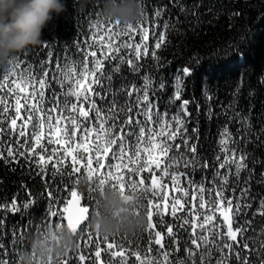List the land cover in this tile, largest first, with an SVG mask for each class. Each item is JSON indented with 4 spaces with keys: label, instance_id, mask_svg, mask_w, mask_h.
<instances>
[{
    "label": "trees",
    "instance_id": "1",
    "mask_svg": "<svg viewBox=\"0 0 264 264\" xmlns=\"http://www.w3.org/2000/svg\"><path fill=\"white\" fill-rule=\"evenodd\" d=\"M66 9L64 13L59 16L54 14L53 20L43 30L42 40L48 42L51 46V51L43 47V43L35 48H29L16 57H21L25 62H33L35 66L46 54L52 56L53 64L57 57H62L65 53L68 54L67 62L64 63L62 75L65 84H71L72 88L86 92L89 87L95 88L96 85H90L93 77L90 72L94 69L93 61L100 59L102 56L101 45L104 50L109 46L107 44V33H105V40H100L99 35L101 30L92 26L95 19H97V11L102 9V0H64ZM180 3L185 5L189 10L192 5L199 4L196 9L197 15L202 23L192 26L190 22L194 20L191 15L185 16L180 13L179 6L173 3V0H143V9L140 7L141 18L142 15L147 17L148 35L149 39L144 42L147 44V56L144 55V49L141 48V56L137 60L134 56L133 49H122L117 55H124L125 61L132 58L133 62L142 65L138 73L133 74L130 71V66L126 63L120 65V74L113 73L112 88L118 89L122 83H129L143 87L148 85L150 100L154 103L153 118L156 119V113L167 114L171 117L173 114L179 112L183 100H188L187 111L190 116L186 118L187 134L193 137V142L197 145V154L201 158V162H207V167L198 168L194 173L191 169H184L174 166L169 170L170 174L173 171L185 172V176L180 177V186L189 191L190 199L193 190L188 187L187 181L194 179L197 183H203L205 188L216 187L212 183L214 173L218 168L219 162L215 159L217 155L223 159L228 155L223 149L236 148L237 154L241 149L248 153L249 168L255 167V177L251 181V192L248 197L252 207L247 210L246 216L244 212L241 215H235V208H233V219L235 221H243L245 218L252 222L246 236L252 235L251 228H259L264 225V217L259 214L253 216V212L257 210V202L264 197V185L256 183L259 178V173L264 170V163L253 165V160L257 159L264 162V134L260 135V140L255 136L251 137L250 143H245L243 137V129L239 120L235 117V113H240L241 117L249 116L251 118L252 131L258 130L264 126V0H180ZM166 6V7H165ZM160 8H164L161 17H154V12ZM211 9V11H209ZM239 13V15H233ZM176 17H179L180 24L178 25L180 31H174L171 27L164 29L163 25L166 21L175 22ZM153 23L156 25L155 36L152 34ZM163 32L165 36V43L160 49H156V55L160 57L159 62L152 57L153 45L156 37ZM120 39L127 40V37H120ZM85 42L91 43L92 48L88 49L89 55L85 60L83 55ZM140 42L139 31L135 34L133 45ZM119 44V40H116ZM96 50V57L91 56V51ZM127 53V55H125ZM13 64L19 63L18 60L12 59ZM63 62V61H62ZM116 61L111 60V54L104 57V72H108ZM7 63L0 64V71H3ZM86 64L89 72L82 71V65ZM21 69L24 64L20 65ZM188 67L191 69V75L184 76L181 82L182 95L179 100L173 99L174 95V81L178 74H183V69ZM81 69L77 73H73L72 69ZM42 71V69H36ZM149 79H144L145 77ZM76 79L82 80L83 87L76 89L74 81ZM15 80V83H13ZM5 83V87L0 88V108L7 106L9 112L7 115L11 117L14 109L18 106L20 108V115L16 117L17 126L19 127L24 119L25 112V96L31 95L32 84L27 77L21 79L20 71L17 70L16 77H10ZM163 83V87L160 85ZM20 84V88L9 92L8 85L15 89V85ZM38 87V85H37ZM52 89L57 93L63 91L56 84H52ZM99 90V89H98ZM47 97L51 95V89H45ZM92 95L91 92L87 93ZM19 96L20 104L16 105L14 97ZM135 96V92L133 93ZM211 95V99H206V96ZM39 98V97H37ZM75 99V98H73ZM97 99V103L106 104L107 101ZM111 99V96H109ZM29 103L35 105L36 101L31 100ZM83 106L85 110L89 105L84 103L80 105L77 102V107ZM43 107L48 109L50 104L45 102ZM45 113H36L37 117L44 116ZM53 116L61 117V122L57 131H54L51 137L48 135L47 122L45 123V135L41 138L43 144L48 152H43L40 145L35 146L37 153L44 156V161H39L35 154H28V146L34 144V140L30 135L19 138L17 143L15 135L4 133L0 136L2 147L0 151L5 153V158L0 159V219L3 220V225L0 227V245L4 253L6 261L11 257L13 252L18 248L27 246V249L21 251L19 254V261L26 258L28 253H31L32 264H52V257L45 258L43 248L49 243L50 239L55 238L54 230H62L64 228H55L53 225H42L40 221L50 214L51 211L56 210L59 214L62 208L71 198V190L73 189L75 177H81L82 173L87 167L93 170L97 169V159L104 164V168H100L99 173L108 170L109 163H119L121 165L119 173L124 175L127 179L132 176L134 180H143L145 187H152L153 192L156 193L153 198V205L157 202L165 209L162 216L157 218L155 209L153 208V221L156 224L155 229H150L148 226L135 236H115L108 238L107 241L103 237L95 234L92 230V241L86 248L84 241H81V246L75 252L71 253L78 255L81 252H90L92 246L99 242L101 247V258L98 264H103L106 253L103 249L107 243L116 242V247L109 249V253L113 251H120V241L127 240L133 242L141 233L146 237L149 232L162 231L164 235V243L166 245L171 243V239L167 236L166 228L173 227V233L179 237L177 245L178 251L174 252L170 259L175 257H183L185 255L183 241L188 239L189 233L186 229L187 225L181 227L180 221L170 214L171 201L175 196L182 195L177 191L171 183L168 176H162V168L164 164L162 161L164 157L154 161H161L160 168H157L156 163H152L150 167L145 168L137 175L134 171L139 168L147 159L148 153L143 149L145 144L139 145L140 158L137 160L132 156V152L126 151L124 158L118 161H112V153L107 152L106 156H96V145L103 143L101 139H96L97 131L94 115L90 114L89 119L93 120L90 126L93 131L90 135L84 137L81 141V131L72 134L71 120L69 116L76 115L70 109L65 111L57 110L52 113ZM167 117L162 116V120L167 123ZM81 122V127L87 121L83 117L78 118ZM140 119H143L141 117ZM35 122V121H34ZM10 127V124H7ZM132 127H135L133 125ZM149 127L158 129L159 125L149 124ZM173 127L175 125L173 124ZM227 127L231 134V140L228 145L222 146L218 143L222 136L224 128ZM193 129H198V141L193 133ZM238 129H241L238 131ZM32 125L29 124L26 132H32ZM64 130H67L69 135H72L71 140L64 137ZM103 137V133H100ZM164 136L155 138L156 142L165 139ZM55 141L53 144H48V139ZM147 138V133H146ZM232 141H235L233 143ZM176 143H179V137ZM8 145H12L13 151H24L26 154L22 157H17V161L13 162L12 157L6 156ZM116 146H113L115 150ZM55 149V152H52ZM87 149V151H85ZM159 149L153 151L152 154L159 155ZM183 152V146L178 150ZM73 156L77 159L74 161ZM51 157V158H49ZM84 157V159H81ZM131 158V159H130ZM91 160L89 166L87 161ZM80 168L81 172L73 173L71 176L61 177L59 173L68 172L70 168ZM228 167L219 169L221 174L228 171ZM44 168L46 172L42 171ZM56 169V173H53ZM115 173V169H112ZM247 176V171H243L240 175L239 185L234 183V178L229 176V183L224 192L225 197L232 198L233 205L236 203V196L239 195L241 187L244 186V181ZM156 183L153 185L152 182ZM218 183V182H217ZM235 189V192H233ZM76 190L82 193L87 192V184L81 178ZM51 192L50 197L48 193ZM205 207L203 209L198 207L199 194L197 199L190 201V204H185L183 209H179L176 213L177 217L185 216L188 213V218L191 226L194 227L193 235L201 231V220L204 214H212L213 219L207 224L203 225V229L207 230L213 228L214 231L223 233L226 225L222 218V211L227 209L226 204L217 203L213 208L210 206V201L219 200L214 193L209 194L208 191L204 193ZM15 201L18 211L10 210L11 204ZM83 203V201H82ZM25 204L28 206L25 207ZM194 213H199L195 215ZM158 219H162L163 223H158ZM214 225H219L214 228ZM235 227V223H234ZM36 233V234H35ZM211 234L209 239L211 240ZM153 251L145 253L143 248L140 249V259H136L133 248L125 247L124 255L113 256L112 260L118 264L119 261L124 260L126 264H156L157 255L153 245ZM194 247V246H193ZM41 251H37V249ZM199 251V249L197 250ZM243 255V252L241 253ZM70 264H74L73 257L68 255ZM163 260V257H159ZM18 261V264H19ZM61 261V260H60ZM58 261V264H60ZM82 264H90V261L82 262ZM231 264H236L235 258H232Z\"/></svg>",
    "mask_w": 264,
    "mask_h": 264
},
{
    "label": "snow or ice",
    "instance_id": "2",
    "mask_svg": "<svg viewBox=\"0 0 264 264\" xmlns=\"http://www.w3.org/2000/svg\"><path fill=\"white\" fill-rule=\"evenodd\" d=\"M139 7L143 9V0H137ZM174 6L178 5L181 14L185 16L191 15L194 20L190 22L193 27L202 23L199 16L197 15L196 9L199 8V4L192 5L189 10L185 5L180 3V0H173ZM166 7V6H165ZM164 8H160L154 12V17H161ZM211 11V9H209ZM233 15H239V13H233ZM97 19L94 20V27L101 30L99 35L100 40H105V33H107V44L109 45L106 50L104 46L101 45L102 56L100 59L93 61L94 69L90 72L93 79L90 81V85H96L95 88L89 87L86 92H80L72 88L71 84H65L64 77L62 75L64 63L67 62L68 54L65 53L62 57H57L55 63L53 64L52 56L47 55L42 58L35 66L33 62H25L21 57H14L13 59L18 60L19 63L13 64L12 60L8 62L6 68L0 71V88L5 87V83L10 77H16L17 70L20 71L21 79L25 77L32 84V90L30 96H25V107L27 111L25 112L22 124L17 126L16 117L20 115V108L17 106L14 109L11 117L7 115L9 108L7 106L0 108V136L4 133L9 135H15L17 143L19 138L30 135L34 140V144L29 145L28 154H35L39 161H44V156L37 153L35 150L36 145H40L43 152H48L43 144H41V138L45 135V123L48 126V135L51 137L54 131L60 130L58 126L61 122V117L53 116L52 113L57 110L65 111L70 109L74 116H69L68 119L71 120V131L72 134L79 129L81 131V141L84 137L90 135L93 129L90 127L93 124V120L89 119L90 114L94 115V120L96 122V139L103 143H98L96 145V156L99 158L101 150L103 152L112 153V161L122 160L126 151H131L132 156L137 160L140 158V147L139 145L145 144L144 151L148 153V159L139 167L135 168L134 171L137 175L145 168L150 167L152 163H156L157 168H160L161 161H154L152 158V153L154 150L159 149V155L164 157L162 163L164 167L162 168V176H168L171 183L176 188L177 191L181 192L182 195L175 196L171 201L170 214L176 217L180 221V226H189L186 231L189 233L188 239L183 241L185 255L183 257H175V259H170L174 252L179 249L177 247L179 237L177 234L173 233V227L168 226L166 228L167 236L171 239V243L166 245L164 241V235L162 231L149 232L145 237L141 233L133 242L127 240H121L119 243L120 251H113L109 253V249L116 247V242L107 243L103 251L106 256L103 260V264H116L112 260L113 256H123L125 247L133 248V252L136 255V259H140V249L143 248L145 253L153 251V245L158 247L155 248V253L157 255L156 264H231L232 258H235L236 264H264V225L259 228H251L252 235L246 236L249 231L252 222L245 218L243 221H233V219L228 215V213L233 212L235 208V215H241L243 211L245 216L247 210L252 207L251 202H249L248 197L251 192V181L255 177V167L249 168L247 160L248 153L243 149L240 150L239 155L237 154L236 148L228 149L224 147V151L228 152V155L223 159L219 155L215 159L219 162L218 168L214 173V178L212 183L216 184V187L206 189L203 183H197L194 179L188 180V187L193 190L190 199H185L189 197V191L180 186V177L185 176V172L173 171L171 174L169 172L174 166L182 167L184 169H191L194 173L198 168H206L207 162H201V158L197 154L196 142H193V137L187 134L186 128V118L190 116L187 111L188 100H183L181 102L182 106L179 112L173 114L171 117H167V114L156 113V119L154 120V103L149 97V88L147 84L143 87H138L131 82L122 83L118 89L113 90L112 79L113 73L120 74V65L126 63L130 66V71L135 74L138 73L142 65H138L133 62L132 58H128L125 61L124 55H117L122 49H133L134 56L139 60L141 56V48L144 49V55L147 56L148 46L146 42L149 39L147 17L142 15V18L136 25H129L126 27H120L118 25H113L108 21H105L101 11L96 13ZM179 17H176L175 22L170 23L166 21L163 25L164 29L169 27L172 30L179 32L180 29L178 25L180 24ZM156 25L153 23L152 34L155 36ZM139 31L140 42L133 45V40L135 39V34ZM127 37V40L120 39V37ZM119 40V44L116 43ZM165 43V36L163 32L160 36L156 37L153 45L152 57L157 63L160 57L156 55V49H160ZM43 47L51 51V46L48 42H43ZM91 43L85 42V48L83 55L85 60L87 59L89 52L88 49L92 48ZM111 54V60L116 61L114 65L109 69L108 72H104V57ZM97 51L92 50L91 56L96 57ZM127 55V53H125ZM63 61V62H62ZM24 64V68L21 69L20 65ZM36 69H42V71H37ZM81 69L73 68L72 72L77 73ZM82 71L88 73L89 69L86 64L82 65ZM183 74L185 76L191 75V69L185 67L183 69ZM144 79H149L145 77ZM15 83V80H13ZM76 89L82 88V80L76 79L74 81ZM52 84H56L61 89L62 92L57 93L55 89H52ZM38 85V87H37ZM46 87L51 89V95L47 97L45 101ZM160 87H163L161 83ZM9 92L15 91L20 88V84L15 85V89L8 85ZM99 89V90H98ZM91 92L92 95L87 93ZM135 92V96L133 93ZM181 78L177 77L174 81V95L173 99L179 100L181 98ZM93 96L99 100L107 101L106 104L97 103V99H93ZM111 96V99H109ZM39 97V98H37ZM75 98V99H73ZM16 105L20 104V98L17 95L14 97ZM206 99L210 100L211 95L206 96ZM35 100L36 104L33 105L29 101ZM49 103L50 107L45 109L43 103ZM77 102L80 105L87 103L89 105L88 109L85 110L83 106L77 107ZM45 113L42 117H37L36 113ZM163 117H167V123L162 120ZM79 117H83L84 121H87L81 127V122ZM143 117V119H140ZM235 117L239 120L243 129V139L244 142L250 143L251 137L255 136L257 140H260V135L264 134V126H262L258 132L252 131L251 118L249 116L241 117L240 113H235ZM35 121V122H34ZM10 124V127H7ZM32 125V132H26L27 126ZM149 124L159 125L158 129L149 127ZM173 124L175 127H173ZM135 125V127H132ZM241 129H238L240 131ZM100 133H103L101 137ZM147 133V138H146ZM167 133L165 139L156 142L155 138L158 136H164ZM193 133L198 141V129H193ZM64 137L67 140L72 139V135H69L67 130H64ZM179 137V143H176ZM231 140V134L227 127L224 128L221 138L218 143L222 146L228 145ZM235 143V141H232ZM48 144H53L55 141L51 138L47 141ZM116 146L113 150V146ZM183 146L184 151L179 152L178 150ZM0 147H2V142H0ZM87 151V149H85ZM55 152V149H52ZM24 151H13L12 145H8L6 156L12 157L13 162L17 161V157L25 156ZM5 158V153L0 151V159ZM51 158V157H49ZM72 159L75 161L76 156ZM84 159V157H81ZM131 159V158H130ZM90 166L92 161L89 159L87 161ZM264 163L260 160L254 159L253 165ZM228 167V171L225 174H221L219 169ZM121 165L119 163H109L108 170L103 173H99L100 168H104V164L97 159V169L93 170L91 167H87L82 173L81 177H75L73 189L71 190V199L62 208V212L59 214L56 210L46 214L44 218L40 221L42 225H53L55 228H67L69 229L77 238L78 249L81 246V241H84V246L87 248L92 241V229L90 217L96 213V209L99 204L98 197L104 193V191L110 190L113 193H118L125 198L135 199L138 201L134 215L143 216L147 218L148 226L150 229H155L156 224L153 221V208L155 209V215L160 218L165 211L161 207L160 203L157 202L153 205V198L156 193L153 192L152 187H145L143 180H134L132 176H128L127 179L124 175L119 173ZM115 169V173L112 171ZM42 171L46 172L47 169L44 168ZM243 171H247V176L244 181V186L241 187L240 193L236 196V203L233 205L232 198L225 197L224 192L226 191V186L229 183V176L234 178V183L239 185L240 175ZM81 172L80 168H70L68 172L59 173L61 177L71 176L73 173ZM53 173H56V169H53ZM81 178L87 184V192L82 193L76 190V185L79 184ZM218 182V183H217ZM156 182L153 181L154 185ZM256 183L259 185H264V170L259 173V178L256 179ZM208 191L209 194L214 193L219 200L210 201V206L215 207L217 203L226 204L227 212L221 213L224 222H226V228L223 233L219 231H214L213 228L207 230L203 229V225L207 224L213 219L212 214H204L201 220V231L198 234L193 235L195 232L194 227L191 226V222L188 218V213L185 216L177 217L176 213L179 209H183L184 205L190 204V201L197 199V194H199L198 207L203 209L205 207L204 193ZM235 192V189H233ZM48 195L51 197L52 193L49 192ZM83 201V203H82ZM28 205L25 204V207ZM10 210L18 211L15 201L11 204ZM199 215V213H194ZM259 214L264 217V197L259 199L257 202V210L253 212V216ZM158 223H163L162 219H158ZM235 223V227H234ZM3 225V220L0 219V227ZM214 228H218L219 225H214ZM36 234V233H35ZM209 234H211V240L209 239ZM105 241L108 238H104ZM194 246V247H193ZM27 249V246L20 247L16 252H13L11 257L4 258V253L2 250V245H0V264H18L19 254L21 251ZM199 249V251H197ZM243 252V255L241 253ZM73 257L74 264H82V262L90 261V264H98L101 258V247L99 242L92 246L90 252H81L78 255L69 254ZM162 256L163 260L159 257ZM60 264H70L68 258H64L60 261ZM118 264H126L124 260L118 262ZM143 264V262H141ZM149 264L152 261L149 260Z\"/></svg>",
    "mask_w": 264,
    "mask_h": 264
},
{
    "label": "clouds",
    "instance_id": "3",
    "mask_svg": "<svg viewBox=\"0 0 264 264\" xmlns=\"http://www.w3.org/2000/svg\"><path fill=\"white\" fill-rule=\"evenodd\" d=\"M64 0H0V64L11 61L29 48L40 46L43 30L56 16L64 13ZM105 21L120 27L136 25L141 19L137 0H102ZM96 213L90 217L92 231L103 237L135 236L147 227L145 217L134 215L138 204L118 193L105 190L99 197ZM55 238L43 248L52 264L78 249L76 236L67 228L54 230ZM41 251V249H37ZM19 264H32L31 253Z\"/></svg>",
    "mask_w": 264,
    "mask_h": 264
},
{
    "label": "rangeland",
    "instance_id": "4",
    "mask_svg": "<svg viewBox=\"0 0 264 264\" xmlns=\"http://www.w3.org/2000/svg\"><path fill=\"white\" fill-rule=\"evenodd\" d=\"M182 75H183V74H182ZM157 152L159 153V151H157ZM101 155L105 157V156H106V153L103 152V150H101L100 156H101ZM100 156H99V157H100ZM160 157H161L160 155L152 154V158L155 159V160L159 159Z\"/></svg>",
    "mask_w": 264,
    "mask_h": 264
},
{
    "label": "water",
    "instance_id": "5",
    "mask_svg": "<svg viewBox=\"0 0 264 264\" xmlns=\"http://www.w3.org/2000/svg\"><path fill=\"white\" fill-rule=\"evenodd\" d=\"M225 212H227V211H224L223 213H225ZM228 215L233 219L232 212L228 213ZM225 224H226V222H225Z\"/></svg>",
    "mask_w": 264,
    "mask_h": 264
}]
</instances>
